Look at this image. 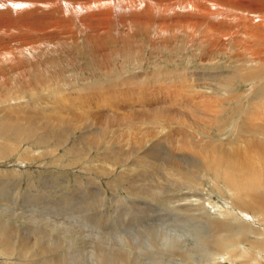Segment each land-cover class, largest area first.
Segmentation results:
<instances>
[{"label": "bare ground", "instance_id": "obj_1", "mask_svg": "<svg viewBox=\"0 0 264 264\" xmlns=\"http://www.w3.org/2000/svg\"><path fill=\"white\" fill-rule=\"evenodd\" d=\"M141 3H143V5H140ZM187 4L190 10L196 11L199 14L201 13L203 17L200 19L198 18V20H195L196 18L190 17L191 15L190 16L185 15L184 17L181 15L182 16L181 17V16H174L171 14H163L161 16H158L161 12L175 10L174 7L177 5L179 6L182 5L184 7V5L187 6ZM17 5H20V7H16ZM123 13H125V15L128 17L129 23L136 24V25H147V24L150 25V23H152L153 21L155 22L156 20L155 22L156 27L160 29L165 27L167 24H169L168 22L173 23L174 26L177 27L183 21L182 25L188 26V28L183 26L184 30L182 31H185L186 34L187 33L190 34L192 39L194 40L196 39L195 41L197 40L200 42L202 41V43L204 41L212 42L218 37H225L230 41L232 40L231 43L233 42L241 43L243 45L242 46L243 48L241 49L246 53V58L247 56L248 57L251 56L253 64H255L256 67L260 66L258 62L261 63L264 60V0H181L180 3L176 2L175 5L173 2L170 3L169 0H0V68H5V70H7V73L11 72L12 74V72H14V71H11L14 68L13 65L19 70L20 63H22L21 61L26 58L27 53L34 54L35 53L34 50L37 47L39 48L40 44L45 43V42L48 43V41H51L53 39L63 40L65 37H67L68 39L75 34L81 33V35H84V33L89 30L95 33L97 32V30L102 29V28H103L102 29L103 31L102 30L101 31L103 33L101 34L100 32L99 34L101 35L103 34L105 35V33L109 34L112 32L111 30L110 32H108L110 28L109 26H111L112 23L114 24V22H116V24L119 23L116 20L125 18V16L121 17ZM197 13L195 14L196 16H198ZM121 22H123V20H121ZM170 25L171 24H169V26ZM198 26L204 29L203 31L204 36H205L204 41L200 39L201 37L198 38L197 33L194 32L195 30L193 31V29L197 28ZM170 27H168L169 30H170ZM172 32L171 34H173ZM166 33L167 32H165V34ZM209 46L212 47L213 44L212 46L211 45ZM258 53H261V56L259 58H257ZM27 57L29 56L27 55ZM245 61L246 59L245 60L242 59L240 63L242 64L245 63L246 65L250 66L252 70V68L254 67V66L251 67L253 65L251 64L252 61H250L251 65L248 63V61L246 62ZM242 64L234 67L235 71L227 75L224 79H226L227 77H230L231 79L228 78V80H238L239 84L242 82L241 80L249 81L251 82V84H253L252 85L253 88L258 87V86L264 88V76H263L264 66L263 68L259 67L257 72H255L254 70L255 68H253L254 71L247 69V67L243 69ZM262 64H264V62ZM156 68L153 71V73L156 72ZM24 69H25L24 71L27 72L26 68ZM14 70L16 71L15 68ZM160 71H162V69L159 70V72ZM175 71L173 70V73ZM0 73H2V70ZM177 73L182 74V70L180 73L179 72ZM169 74H171L172 76V73H169ZM164 75H165V72H164ZM4 76L6 77L8 75H4ZM49 78L51 79V77ZM155 78L153 79V83L156 82L158 79H161L162 81L164 80L163 78H160L159 76L156 79ZM126 79L129 80L126 83L130 84V80L132 78L130 76H126ZM31 80L32 78H29L22 82L23 90H26L25 86L28 85ZM47 80L50 81L49 79ZM138 80H141V79H138ZM171 80L172 82L170 86L173 88H176L177 87L176 82L179 83L182 80L188 81L189 79L186 78V76L184 75H179V76H173ZM255 80L259 81L260 84L255 85L254 84ZM59 81H60V78H59ZM46 82L44 83L45 86L48 85V84L46 85ZM53 82H55V79ZM55 83L57 84V82ZM226 84H227V81L223 85H226ZM60 85L62 84H60L59 82L57 86H59L60 88ZM158 85H160V82L158 83ZM45 86L42 84V82H39V81L38 82L34 81L33 85H30L27 91L30 93V96L32 98L31 106H37L43 100H45V102L47 103L55 104V107H57L55 111L57 112L58 117L53 118V121L57 122V124L56 125L52 124L51 118L47 114L43 115L44 119L42 120H38L39 118H35L36 115H34L35 119H33V116H32L31 117L32 120L31 118L28 120L29 118L28 116H30L28 115L27 121L25 123H22V125H20L19 122L13 123V122L7 121L6 119L5 120L1 119L0 120V139L6 141L7 143L5 144L0 143V161H1L0 168L3 169L4 167H6V165L1 164V163L3 162L4 159H7L9 156L12 157L13 159V160H10V162L15 163V161L17 162L19 160L23 164V162L27 160L26 157L28 156V153H27L26 148L29 142L34 143V144L37 143L38 145L52 144L54 147L61 146L67 154L75 153L76 156L82 155L81 156L82 158L86 154H89L92 152L96 153L97 155H101L100 153L103 150L105 153L108 154L107 156L113 160L111 161V159H109L111 163L107 161L108 162L107 166L103 165V168L100 169V171L97 168L98 172H96V174L101 176L102 179H107L109 176L115 173V172L113 173V171H115V169L113 168V165L118 164L120 165L121 167L120 169L122 171H121L120 176H116V178L113 175L112 177L113 181H115V179L118 180L120 184L122 185L123 189H125V186H128V184H130V188H128L129 190L128 193L131 196L138 198V199L143 198L151 202H162L167 205V208H165L166 210L163 208L158 209L157 206L155 207V205H152V203L150 205L149 203L146 205V202H139L133 199L134 202L132 203V206L138 210H142V209H139V207H142L141 205H144V204L148 208L149 207L152 208L150 209L151 213H149L148 211L147 212L150 214V216L155 215L153 216L155 218L148 220V225L146 224V226H149V227L147 228L145 225H142L145 223L144 220H143L144 222L142 221V224L139 223L138 221H135V222L128 221V223H123L124 221H121V223L107 224V220H111L110 219L111 213L109 214L106 211L107 214L104 216L103 214L101 215L100 213L96 211L100 209L101 207L102 208L104 207L102 206L103 202L101 203L100 199L104 198L105 195L103 197L100 196L99 200H98L99 197L97 196L99 194L100 195L102 194L101 191L96 190V193H94L93 196H91L90 194L91 196V197L89 196L90 198L85 197L82 200L79 198L81 200L79 201V204L77 202L78 200L77 201L76 200L74 201L71 199L67 200V198H65V200H62L63 208H66V210L72 209L73 211H76L74 212V214H77V215H74V216L77 217V222L79 224H80L79 220L82 217H86L87 219L90 216L94 217V219L92 218L88 219L86 223L83 222L85 221L84 219L81 220V222L83 223L80 225L87 228V231H84L83 230L84 228H81L77 231L74 225H71L70 223H69L70 226L67 227L66 225L62 227V229H64L65 232H61V233L64 234L66 232H70L75 237L77 236V239H74V240L71 239L73 240L71 242L68 241L69 243H72L73 245H75L76 249L73 247L74 249L72 250V248L68 246L69 244L68 243L67 246L72 251L70 253L71 254L70 257H67L69 253L66 254L67 255L66 256L65 253H63V246L61 245V243L60 242L55 243V240H53L52 238L49 239V238H46V236L39 237L37 236V234L36 235L31 234L32 235L31 237L20 235L19 228H21L24 223L21 225V223H18L17 221L21 222L22 220L24 221V219L26 220L32 219V222H38L40 219L45 218L44 219L45 221L47 220V222H52L51 223L53 224L52 226H55V223L57 221L52 219L51 218L52 216L49 217V215H52L50 211L46 213L45 210L43 208L42 209L39 208L38 205H36L38 206L37 208L38 211H37L35 210L36 206L32 209V207L22 204L23 202L22 203L18 202V199L20 198V193H19L20 189H18V187L20 183L22 182L21 179L24 176V170L15 171L16 178L15 180L13 179L12 182L10 180L11 176L10 178L7 176L6 178H3L0 180V187L3 186L5 189H9V190L13 189V192H8V194L9 193L12 194V198L10 200L4 199V197L3 199L1 198V203H4V204L0 205V215L10 214L8 217L12 219L6 222L4 218L0 217V257H2V261L0 262V264H88L87 261H89V264H224V262L227 260H238L243 264H248V263L249 264H262L260 261V258H261L260 256L261 254H264V123L261 124L259 128L256 130L253 129L251 126L250 128L247 127V130L252 128L251 131H256V134L250 133L251 134L250 137L249 135L247 137L246 136L243 137V133L245 132V130L244 131L242 130L243 132L240 131L241 133L234 132L233 134L232 132V134L235 136L234 139L236 140H233V141L228 140V142L225 143L227 147H224L225 144L224 145L220 143L217 145L213 144L214 147L212 146L210 148L216 149V150L219 149L221 151V154L218 155L219 152L217 151L218 154H216L210 161L212 165L211 168L207 167L206 161L204 163L202 162V164L199 163L200 165L196 162L198 166H194L195 164L192 167L190 166L191 168H196V169H193L195 173L201 174L204 177H208L210 175L211 169L213 170L214 181L210 182L211 187L208 191L201 178L199 177H197V179L193 178L189 174V171L185 167V165L180 166L179 164H177L176 162L177 160L179 161V163L184 162L182 158L176 155H175L176 157L167 156L168 153L166 155L162 153H160V155L155 154L156 151H153L150 145L145 146L147 144V142L145 141H144L145 144H143V147H140V145L138 147L135 146V148L130 151L127 150L128 149L127 147H126L127 149H124L121 147H116V148L107 147L108 145L107 146L105 145L106 142L104 140V134H103L102 128L96 125L94 126L93 122L91 123L89 129H86L81 132L80 136L78 137L73 136L71 138V135H73L72 131L73 130L76 131L80 129V122L79 120L75 118L74 119L71 117L64 118L63 116L66 113L65 111L66 110L71 111L75 108L80 109L81 107H87V109L89 108L87 104H82V102L79 101L78 96H75V97H68L67 95L64 96L62 95L64 93V90L63 92H61L57 90L58 88L54 90L50 89V93L47 96L43 94L46 97H43V98L36 97L35 98V95H38V93L42 92L43 90H46L48 92ZM156 86H154L155 89H156ZM112 87H116V86H112ZM50 88L52 87L50 86ZM186 88L192 89L191 86L190 88L186 86ZM195 88L196 87L194 86V89ZM124 89H126V87H124ZM234 90L236 91V88H234ZM192 91L194 90L192 89ZM9 95L12 96L11 94ZM15 96L16 95L14 94L13 97ZM13 97H9L10 101L8 102L3 101L4 98L6 99V97L4 98L1 97L0 103H2V106H3V103H11L12 102L11 100H16V98H13ZM22 97L23 95L17 96V99L20 101ZM105 98L98 100L100 107L106 108L108 106L109 102ZM86 99L87 100L85 101H91V100H94L95 98L89 95ZM130 104H132V102L128 103V105ZM90 105H91V102H90ZM133 105L134 103L132 104V106ZM109 106L113 107V105L111 104H109ZM6 109H7V106H6ZM144 109L145 108H143L142 110ZM31 110L32 109H30V112H32ZM114 110H117V109H114ZM145 110H147V108ZM52 113L54 114V112ZM143 115L144 114H142L141 116ZM5 116L7 115L5 114ZM176 116L178 115L176 114ZM8 117L12 121L17 120L15 118L16 116L14 117L8 116ZM152 119L154 118H151V120ZM160 120L157 119L156 121L159 122ZM177 121H178V118H177ZM105 122L103 121V123ZM130 122H132V120ZM143 122H144L143 124H145L144 120ZM165 122L167 123V121ZM169 122H170V119H169ZM172 122H174V120ZM172 122L166 125H163V124L161 125L160 123H159L160 125H158V123L155 122L156 126L157 125L158 126L157 127L153 126V129L152 130L150 129L151 131H153L156 127V130H154L151 133V135L146 134L148 133L147 129H146L147 130L146 133L143 132L141 129V132L143 134L145 133L144 139L147 140L150 137L148 140L150 143L154 145L158 140H161L166 135V132L168 133L167 135L171 133L173 134L177 133L176 135H178V133L180 132L182 133L184 129L183 130L181 129L182 128L181 125H180L181 128L179 127L177 128V125H178L177 122H176L177 124L174 126L175 127L174 129H166V128H171ZM65 123H69V124L64 125ZM147 123L152 124V122H147ZM104 125L106 124H103V128H104ZM140 125L142 126V124ZM187 125L189 124L187 123ZM251 125L254 126V124L252 123ZM138 127L140 128V126ZM150 127L152 128V126ZM186 127L188 128L189 126H186ZM203 127H205V125H203ZM203 127L202 129L205 131L206 128L210 127V125L206 126V128H203ZM125 129L123 130L125 131ZM66 130L67 131L72 130L71 131L72 134H68ZM189 130H190V127H189ZM207 131L210 132V130H207ZM207 131L205 132L207 133ZM106 132L107 131H105V133ZM113 132L115 131L113 130ZM156 132L157 134H155ZM118 133H119V130L116 134ZM186 133L183 134V138L186 135ZM191 133L192 135H189V138L187 137L188 140L184 138L187 142L184 141L183 138H182L183 140L182 139L178 140L179 142H181L180 144H178L179 146L176 145L177 147H179L178 149L180 150L186 149L187 152L190 151L188 152V154L189 155L192 154V156H195V153L202 152L204 151L203 149H206L205 151V154H206L207 149L209 147L203 148L204 146L203 145L201 146V144L203 142H206L209 134L208 135L206 134L207 136L204 139L205 134H203L204 132L202 133L201 130L198 135L199 137L197 138L191 137V136L194 137L195 132H191ZM123 134L125 135V133ZM132 134H133V137L135 138L136 135H134V130ZM146 135H149L148 138H145ZM167 135L166 137H168ZM108 136H109V132H108ZM126 136L127 134L124 136V138ZM178 136L180 137V134ZM118 138L120 139V137ZM170 138L172 139L173 137H169V140ZM137 139L139 140V138ZM141 139H143V137ZM126 140L121 144L123 145L126 142ZM106 141L108 140L106 139ZM166 141L168 142V140ZM175 141H177L176 138H175ZM159 143H162V142H159ZM198 143H201L200 147L202 149H200L199 147L198 148L196 147V144ZM207 143H208V140H207ZM255 148L258 150L257 152L254 151ZM172 149H174V146ZM163 151H165V149ZM209 151L211 152V150ZM141 153L143 155L141 158H139L138 156ZM200 154H197V155L199 156ZM43 155L47 157L48 156L51 157L49 161L50 160L56 161L54 159L56 156L53 154L49 155V153L45 151ZM254 156H256L257 158V161H255L257 163H254L253 161V159L255 160ZM199 157H194V159H197ZM200 158L202 159V157ZM206 158L208 159V157ZM34 161H35L34 163V166H35L37 162V158L34 159ZM82 162H84L83 163L84 165H81L80 169L83 170L84 167L85 169H87V167H89L88 166L89 164L87 163V161L86 162L82 161ZM192 163H195V162H192ZM101 164H104V163H101ZM223 166L225 167V169H223L224 171L222 170ZM115 167L117 166L115 165ZM2 169H0V171ZM161 171L163 172L162 174H166V175H162ZM111 172L113 174H111ZM130 172H133L134 174L137 173V177L128 178L127 180L125 178H122L123 177L122 175L124 173H130ZM161 175H162V180L165 177L166 182L168 181L167 178L169 177L172 178V180L169 179V182L171 180V183L169 185L171 187L164 188V186H166L167 184L165 182L164 186L162 185ZM175 177L180 179L181 181L175 180ZM155 178L157 179L156 182H155ZM221 178H223V182H224L223 184L221 183ZM44 181L46 183L47 182L50 183V180L48 179V177L47 178L45 177ZM153 181L157 183V185L153 187H148L146 185V183H152ZM139 183L142 184V187L135 186V184H139ZM52 186L53 185L51 184L49 187L52 188ZM41 187L43 188L44 186L41 184ZM49 191H46V192L48 193ZM216 191H217V194H215ZM44 193H45L44 191H43V194L40 193L39 194L40 196L38 197V199L46 198V196H44ZM4 194H6L4 191H0V196H3ZM69 194L72 195V193H69ZM212 195H216L217 197H219V199L223 201V203L221 202L223 205H221L220 207H214L212 209L211 205H212V201H214L212 200ZM72 196L70 198H72ZM77 196H79L78 193H77ZM34 198H36L34 195L28 194V199H34ZM109 198L111 197L109 196ZM112 198L114 199L113 196ZM119 201L120 200L118 198L114 202H119ZM121 201L123 202L126 200L124 199ZM8 206H10V208ZM111 206L114 209L118 205H115V206L111 205ZM46 207L51 209L50 208L51 206L50 207L46 206ZM8 209L11 211L6 213ZM213 210H215L216 216L213 215ZM119 211L117 212L119 213ZM144 211L146 210L144 209ZM97 214H100L101 218H103L104 221H101L99 217L94 216ZM142 215H144V212ZM47 216L48 218H46ZM65 216H67V214ZM65 216L63 217L65 218ZM16 218L21 219V220H18ZM123 218L124 217H122V219ZM135 218L136 217H134V219ZM68 221H69V218H68ZM63 222L61 225L60 224L59 225L60 226L64 225ZM73 222L74 221H72L71 223ZM157 222L158 223L160 222L161 226L162 224L167 226L169 223L174 228V230L171 229V231H175V234L170 235V234H167L166 232H163L165 231L163 230L164 227H161L163 231L159 230L160 225L158 227L159 228L158 231L155 230L153 228L154 227L153 225H156L155 223ZM90 223L91 225L88 226V224ZM132 223H134L135 226H138L141 228L139 230L136 229L137 231L134 232V234L130 232V228H129V226H131ZM149 223H151V225ZM93 224L95 228L91 230V228L89 227L91 226L93 227ZM255 224L258 225L259 228H260V225H262V227L259 229L258 227H256ZM107 226L110 227L111 232L107 230L108 228ZM43 228L46 229L45 227ZM49 229H51V227ZM29 230L31 232V229ZM57 232L55 233L57 234ZM249 236L251 237V239ZM83 237L85 238V240H83ZM56 238H58V236ZM106 241H111L112 243L104 245ZM242 242L248 243L250 247L248 249H245L244 248L245 246L241 245ZM72 244L71 246H73ZM66 249L68 250L67 247ZM254 249L257 251L255 252ZM70 250H68V252ZM86 254L87 255L90 254V258L87 257L89 258L88 260L86 259ZM53 255H56L57 257L55 256L56 258L54 259L52 257Z\"/></svg>", "mask_w": 264, "mask_h": 264}, {"label": "rangeland", "instance_id": "obj_2", "mask_svg": "<svg viewBox=\"0 0 264 264\" xmlns=\"http://www.w3.org/2000/svg\"><path fill=\"white\" fill-rule=\"evenodd\" d=\"M180 1L181 0H169V2L170 3L173 2L174 5L176 2L180 3ZM140 5H143V3H141ZM174 8H175V10L167 11V12H161L158 16H161L163 14H171L174 16H181L182 15L183 17L185 15H187V16L191 15L190 17L196 18L195 20H198V18L200 19L203 17V15L201 13L199 14L196 11L190 10L188 8V4H187V6L184 5V7L182 5L181 6L177 5ZM188 11H190V12H188ZM196 13L198 14V16L195 15ZM200 15H201V17H200ZM123 16H125L126 19L121 18L119 20H116L119 23L116 24V22H114L115 26L112 23L111 24L112 28H111V26H109L111 29L109 28L108 32H110V30L112 31L109 34L105 33V35L104 34L101 35L103 33L102 32L103 28H102V29L97 30V32H95V33L92 32L91 30H89V31H86L84 33V35H81V33L75 34L72 37H70L72 40L70 38L67 39V37H65L63 40L53 39L51 41H48V43L45 42V43L40 44L39 48L37 47L34 50L35 51L34 54L26 52L27 53L26 58L21 61L24 65L22 63H20V69L19 70H18V68H16L12 64L13 67L16 69V71L14 70V68H13V70H11V71H14V72H12V74L9 71H8L9 73H7V70H5V68H0L2 70V73H0V78L4 77L3 79L2 78L0 79V83H1L0 84V98L6 97V99L4 98L3 101L8 102V101H10L9 97H13L14 94L16 95L15 97H13V98H16V100H11L12 101L11 103H3V106H2V103H0V110H1L0 111V120L6 119L7 121H10L13 123L19 122V124L22 125V123H25L27 121L28 115H30V116H28L29 117L28 120L32 116H33V119L39 118L38 120H42V119H44L43 115L47 114L51 118V123L56 125L57 122L53 121V118L58 117V114L55 111V109L57 108V107H55V104L47 103V102H45V100H43L37 106H31L32 105L31 104L32 98L30 96V93L27 91L29 89L30 85H33L34 81L42 82V84L44 86H45L44 83L47 81L46 85L47 84L48 85L45 87L47 88L48 92L46 90H43L42 92L38 93V95H35V98L36 97H40V98L46 97L50 93V89L54 90V89L58 88L57 89L58 91L63 92V90H64V93L62 94L64 96L65 95H67L68 97L78 96L79 101H81L82 104H87V106L89 108V109H87V107H81L80 109L75 108L71 111H69V110L65 111L66 113L63 116L64 118L71 117L73 119L75 118V119L79 120V122H80V129H78L76 131L75 130H73V131L72 130H68V131L66 130V132L68 134H72L71 131L73 132V135H71V138L73 136H75V137L80 136L81 132L86 130V129H89L91 123L93 122L94 126L96 125V126L102 128L103 134H104V140L106 142L105 145L106 146L108 145L107 147H111V148L112 147H115V148L121 147L124 149L128 148L127 150L130 151V150H133L135 148V146L138 147L140 145V147H143V144H145V142H147V144L145 146L150 145L152 147L153 151H156L155 154L160 155V153H162V154L166 155L168 153L167 156H170V157L179 156L180 158H182V160L184 162L179 163V161L177 160L176 161L177 164H179L180 166L185 165V167L189 171V174L193 178H195V179H197V177L201 178L203 180L207 190L209 191V189L211 187L210 182L214 181L213 170L211 169L210 175L208 177H204L201 174L195 173V171L193 169H196V168H191V167L194 164H195L194 166H198L199 163L202 164V162L204 163L206 161L207 167L211 168L212 165H211L210 161L212 160V158L216 154H218V152H219L218 155L221 154V151L219 149L216 150V149L210 148L213 146V144L217 145L220 143V144L224 145L225 143L228 142V140H231V141L236 140V139H234L235 138V136L233 135L234 132L241 133L244 130H245V132L243 133V137H245V136L247 137L248 135L250 137V135H251L250 133L256 134V131H251V129L253 128L256 130L259 128V126L261 124L264 123V98H263L264 97V88L259 87V86L253 88L252 87L253 84H251V82H249V81L241 80L242 82L239 84L238 80H228V78L231 79L230 77H227L226 79H224L227 75H229L230 73L235 71L234 67L242 64V63H240V61L242 59H244V60L246 59V61H248V63L250 64V61H252V58H251V56H249V57L247 56V58H246V53L241 49V48H243L242 47L243 45L241 43H235V42L231 43L232 40L230 41L225 37H218L217 39H215L212 42H208V41L205 42L204 41L205 36H204V32H203L204 29L200 26H198L197 28H194L193 31L195 30L194 32L197 33L198 38L201 37L200 39L204 41L203 42L204 44L202 43V41L201 42L198 40L195 41L196 39L195 40L192 39L190 34H188V33L186 34L185 31H182V30H184L183 29L184 27L188 28V26L182 25L183 21L179 25L180 27L179 26L176 27V26H174L173 23L168 22L169 24H171L170 25L171 27L169 26V24H167L166 25L167 27L165 26L166 28L163 27L160 29V28L156 27V23H155L156 20H155V22L154 21L152 22L153 24L150 23V25L149 24H147V25H136V24H132V23L128 22L129 20H128V17L125 15V13H123L121 17H123ZM121 20H123V22H121ZM168 27H170V30L171 29L172 30L170 31ZM187 28H185V29H187ZM199 28H201V29H199ZM100 32H101V34H99ZM165 32H167V33L165 34ZM171 32L173 34H171ZM168 33H170V34H168ZM106 37H108V38H106ZM212 44H213V46H212ZM209 45H211L212 47H210ZM27 55L29 57H27ZM260 56H261V53H258L257 58H259ZM242 62H244V61H242ZM263 62H264V60L261 63L258 62L260 66L257 65L258 67H256V65L253 64V61H252L251 64H253V65L251 67L254 66L253 68H255L254 69L255 72H257L259 67L263 68V66H264V64H262ZM242 65H243L242 66L243 69H245L247 67V69L251 70L250 66L246 65L245 63ZM156 67L158 68V70ZM24 68H26L27 72L24 71L25 70ZM155 68H156V72L153 73ZM181 68H183L184 70ZM253 68L251 71H254ZM161 69H162V71L159 72V70H161ZM1 70H0V72H1ZM167 70H168V72H167ZM169 70H170V72H169ZM173 70L174 71L178 70L177 72H179V73L182 70V74H178L176 71H175L176 73L175 72L173 73ZM164 72H165L166 76L164 75ZM151 73H153V74H151ZM157 73H159V74H157ZM169 73H172V76ZM2 74L8 75V76L5 77ZM162 74L164 77L162 76ZM179 75H184L189 80L188 81H186L187 79L182 80L183 82L184 81L185 82L183 83L181 81L182 83L179 82L180 84L178 82H176L177 87L176 88L171 87L170 86V84L172 82L171 79L173 78V76H179ZM126 76H130L132 78L130 80V84L126 83L129 81L126 79ZM137 76L138 77L140 76V77L138 78ZM158 76L160 78H163L164 80L162 81L161 79H158L160 81L157 80L156 82L153 83V79L155 77L157 78ZM37 77H39V78H37ZM49 77H51V79ZM58 77L60 78V81H59ZM29 78H32V80L29 82L28 85L25 86L26 90H23L22 82L26 79H29ZM53 78L55 79V82H57V84L59 82H60V84H62V85H60V88H59V86H57V84L55 82H53L54 81ZM137 78L141 79V80H138ZM47 79H49L50 81H48ZM225 80L227 81V84L223 85L226 82ZM190 81H191V83H190ZM159 82H160L161 86L158 85ZM255 82H254L255 85L260 84L259 81L255 80ZM52 83H54V84H52ZM136 83H138V84H136ZM49 85L52 88H50ZM128 85H130V86H128ZM153 85L154 86L158 85V86H156V89H155ZM185 85L188 88H190V86H191L194 91H192V89H187ZM236 85H237V87H236ZM112 86H116L117 88L112 87ZM151 86H153V87H151ZM194 86L196 87L195 89L197 91L194 89ZM124 87H126V89H124ZM158 87L159 88L161 87L160 88L161 90ZM130 88H131V90H130ZM234 88H236V91L234 90ZM9 94H11L12 96H10ZM40 94H42V95H40ZM43 94L46 96H44ZM121 94H122V96H121ZM20 95H23V97L19 101L17 99V96H20ZM89 95L93 96L95 98L94 99L95 101L94 100L85 101V100H87L86 98ZM100 96H101V98H100ZM102 98L107 99L109 104L113 105V107H110L109 104L106 108L100 107L98 100L102 99ZM115 99H116V101H115ZM0 102H1V100H0ZM90 102H91V105H90ZM131 102H132V104L134 103L133 106H132V104L128 105V103H131ZM8 104H9V106H8ZM5 105L7 106V109H6ZM13 105H15V106H13ZM39 105H41V106H39ZM127 105H128V107H127ZM11 106H13V107H11ZM143 108H145V109L147 108V110H145V109L142 110ZM30 109H32L31 110L32 112H30ZM114 109H117V110H114ZM130 109H132V110H130ZM120 110H122V111H120ZM52 112H54V114ZM79 112H81V113H79ZM126 113H127V115H126ZM141 113L144 115L141 116L142 115ZM5 114L7 116H5ZM9 114H11V115H9ZM176 114L178 116H176ZM34 115H36L35 118H34ZM197 115L199 116V118ZM209 115H210V117H209ZM8 116H10V117L16 116L15 118L17 120L12 121L9 119ZM79 116H80V118H79ZM150 117L154 118L152 120L157 122L158 125H160V124L166 125V124H168L174 120V122H172L171 128H166V129H174L175 128L174 126L178 123L177 128L178 127L181 128V126H182L181 129L182 130L184 129V130L182 131V133L181 132L178 133V135L180 134V137L178 135H176L177 133L176 134L171 133V134L167 135L168 133L166 132V135L168 137H166V135H165L161 140H158L153 145L152 143L149 142L148 139L150 137L148 138V136L151 135V133L154 130H156V127L158 125L156 126L155 122L152 121ZM156 118L158 120L161 119L160 120L161 122L156 121L157 120ZM177 118H178V121H177ZM205 118H206V120H205ZM169 119H170V122H169ZM31 120H32V118H31ZM105 120H106V122H105ZM129 120L130 121L132 120V122H130ZM143 120L145 121V124H143L144 123ZM191 120H192V122H191ZM103 121L105 123H103ZM126 121H128V122H126ZM165 121H167V123ZM147 122H152V124L150 123L151 124L150 125ZM209 122H211V123H209ZM187 123L189 125H187ZM251 123L254 124V126H252ZM68 124L69 123H65L64 125H68ZM100 124H102V125H100ZM103 124H106V125H104V128H103ZM140 124H142V126ZM147 125H149V126H147ZM203 125H205V127H203ZM209 125L211 128L210 127L206 128V126H209ZM138 126H140V128ZM150 126H152V128ZM153 126H156V127L153 131H151L153 129ZM186 126H189L190 130H189V127L187 128ZM250 126L252 128L247 130V127L250 128ZM202 127L206 128L205 131L210 130V132L207 131V133H206L202 129ZM116 128L119 130L118 134H116L118 132V130ZM122 128L123 129L126 128L125 131ZM136 128H138V129H136ZM177 128H176V130H177ZM199 128H201V129H199ZM228 128L231 130H229ZM141 129L145 133L148 130L147 131L148 133H146V134H149V135H146L147 137L145 136V138H148L147 140L144 139L145 133L143 134L141 132ZM113 130L115 132H113ZM133 130H134V135H136L135 138L133 137V134H132ZM135 130H137L138 132ZM191 130H193V131H191ZM200 130L202 131V133L204 132L203 134H205L204 139L209 134L208 138H207L208 143H207V140H206V142H203L204 144L201 141L202 144L198 143V144H196V147L197 148L199 147L200 149H202L200 147V144H201V146L202 145L204 146L203 148L209 147L210 149L209 148L207 149L206 154H205L206 149H203L204 151H202V152L195 153V156H192L191 153H190L191 155H189L188 152H190V151L187 152L186 149L185 150L183 149L184 151L178 149L179 147H177V146H179L178 144L181 143L178 140L183 138V134H185L187 132L185 135L186 137L184 136V138L186 140H188L187 137L189 138V135H192L191 132H195L196 134L194 133V137L193 136H191V137L197 138V137H199L198 135H199ZM235 130H237V131H235ZM105 131H107V132L105 133ZM108 132H109V136H108ZM122 132L125 133V135L127 134L128 137L126 136L124 138L125 135ZM126 132H128V133H126ZM139 132H141V133H139ZM232 132H233V134H232ZM131 134H132V136H131ZM155 134H157V132ZM177 136H178V138H177ZM118 137H120V139ZM142 137H143V139H141ZM169 137H173L172 139L170 138V140H172V141L169 140ZM137 138H139V140ZM175 138L177 139V141H175ZM106 139L108 141H106ZM185 139H184V141H186ZM239 139H241V138H239ZM118 140H120V141H118ZM125 140H126V142L124 143L125 144V146H124V144L122 145L121 143H123ZM134 140H135V142H134ZM166 140H168V142H170V143H168ZM241 140H243V139H241ZM3 141L4 140L0 139L1 144L7 143L6 141H4V142ZM203 141H205V140H203ZM159 142H162V143H159ZM237 142H239V141H237ZM111 143H113V144H111ZM114 143H116V144H114ZM205 143H206V145H205ZM134 144H136V145H134ZM173 146H174V149H172ZM224 147H227V145L225 144ZM26 149H27L28 156L26 157L27 160H25L23 162V164L19 160L17 162L15 161V163L10 162V160H13L12 157H10V156L7 159L3 160V162L1 164L6 165V167H4L3 169L0 168V169H2L0 171V180L3 178H6L7 176L10 178V176H11L10 180L12 182V180L13 179L15 180V178H16L15 171H18V170L23 171L24 170V176L21 179L22 182L20 183V185L18 187V189H20L19 190L20 198L18 199V202L19 203L23 202L22 204L30 206V207H32V209L36 205H38L39 208H41V209L43 208L46 213H48V211H50L52 215H49V217L52 216L51 218L54 219L55 221H57V222L58 221H60V222L65 221V222H63L64 225H62V226H60L62 224V222H61V224H60V222H58V223L56 222L57 224L55 223V226H52L53 225V224H51L52 222H47V220L45 221L44 220L45 218L40 219L38 222H32V219H28V220L24 219V221L22 220L21 222L17 221L18 223H21V225L24 223L23 224L24 226L22 225V227L19 228V233L22 236H30L31 237L32 235L37 234V236H39V237L40 236H43V237L46 236V238H49V239L52 238L53 240H55V243L56 242L61 243V245L63 246V253H65V255L69 253L68 256L66 255L67 257H70L71 251L75 248V245H73L72 243H69V242L73 241L74 239H77V236L75 237L70 232H66L64 234L61 233V232H65L64 229H62V227L66 226V225L68 227L71 224V225H74V227L76 228L77 231L81 228H84L83 230L87 231V228L81 226L80 224H82L83 222L86 223V221H88V219H90V218L94 219V217L90 216L88 219L86 217H82L79 220V222H80V224H79L77 222V217L74 216V215H77V214H74V212H76V211H73L72 209L66 210V208H63L62 200H65V198H67V200H69V199L74 200V201L78 200L77 202L79 204V201H81L83 198L89 197L90 194H91V196H93V194L96 193V190L101 191L102 194L97 195L99 197L98 200L100 199V196L103 197L105 195L104 198H101L105 202L100 199V202L101 203L103 202L105 205L102 203V206H104V207L103 208L101 207L100 209H98L96 211L98 213H100L101 215L103 214L104 216L107 213H109V214L111 213L110 219L112 221L107 220V224L121 223V221H124L123 223H128V221H130V222L138 221L139 223L142 224V221L144 220L145 223L142 225L146 226V224L148 225L149 219L155 218V217H153L155 215L150 216V214H149V213H151L150 209H152V208H150V207L148 208L146 206L148 203H149V205L152 203V205H155V207L157 206L158 209L167 208V205L162 203V202H151V201L145 200L143 198L138 199V198L131 196L128 193V191H129L128 188H130V184H128V186H125V189H123L120 182L115 179L116 176H120L121 171H122L120 169L121 168L120 165H118V164L113 165V168L115 169V171H113V173L114 172L115 173L113 174L111 172V174H113L115 177L114 178L115 181L112 180L113 175H111V174H110L111 176H109L107 179H102L101 176L96 174V172H98L97 168L100 171V169L103 168V165L107 166V163L108 162L111 163V161L113 160V159L109 158L107 156L108 154L105 153L103 150L100 153L101 155H97L96 153L92 152V153L86 154L83 157L84 158L83 159L81 157L82 155L76 156L75 153L67 154L61 146L60 147H54L52 144L38 145L37 143L34 144V143L29 142ZM164 149H165V151H163ZM209 150H211L212 153ZM212 150L215 151L216 153L213 152ZM45 151L48 152L49 155H51V154L55 155L56 157L54 159L57 162L54 160L49 161V159H51V157L44 156L43 154ZM140 151H142V150H140ZM157 151H159V152H157ZM254 151L257 152L258 150L255 148ZM203 153H204V155H203ZM197 154H200L199 156L202 157V159ZM207 154H208V156H207ZM142 155L143 154L141 153L138 157L141 158ZM202 155L204 156V158ZM33 156H34V158H33ZM194 157H199V158H197L198 161H197V159H194ZM206 157H208V159ZM254 157H255V160L253 159V161H254V163H257V162H255V161H257V158H256V156H254ZM36 158H37V162H36V165L34 166V163H35L34 159H36ZM120 158H122V157H120ZM109 159H111V161H109ZM186 159H187V161H186ZM143 160H145V159H143ZM82 161H85V162L87 161V163L89 164L88 165L89 167H87V169H85V167H84L85 170L80 169L81 168L80 166L84 165L83 164L84 162H82ZM192 162H195V163H192ZM101 163H104V164H101ZM115 165L117 167H115ZM99 166H101V167H99ZM39 168H41V169H39ZM190 168H191V170H190ZM223 169H225L224 166L222 167V170ZM91 172H93V173H91ZM162 173L163 172L161 171V174ZM162 175H166V174H162ZM162 175H161V180H162ZM122 176H123L122 178H125L127 180L128 178L137 177V173L136 174H134L133 172L124 173ZM45 177L46 178L48 177V179L50 180V183L49 182L46 183L44 181ZM166 177H168V176H166ZM23 179H24V181H23ZM169 179L172 180V178L169 177V178H167L168 181L166 182L165 177L163 178L162 185L164 186L165 182L168 185V186L167 185L164 186V188L171 187V186H169L171 183V180L169 182ZM156 180L157 179L155 178V182H156ZM175 180L181 181L180 179H178L176 177H175ZM155 182L153 181L152 183H146V185L148 187H153V186L157 185V183H155ZM44 183H46V184H44ZM221 183L222 184L224 183L223 178H221ZM41 184L45 188L44 187L42 188ZM51 184L53 185L52 188L49 187ZM45 185L48 187H46ZM135 186L136 187H142V184L141 183L135 184ZM88 188L90 189L91 192L89 191ZM0 191H4L6 193L3 196H0V205H3L4 203H1V198L3 199V197H4V199L10 200L12 198V194L11 193L8 194V192H13V189L9 190V189H5L3 186H1ZM29 191H31V192H29ZM43 191L45 192L44 196H46V198L38 199V197L40 196L39 194L40 193L43 194ZM46 191H49V192L47 193ZM72 191H74V192H72ZM76 192L78 193L79 196H77ZM26 193L34 195L36 198L28 199V194H26ZM69 193H72L73 196ZM215 194H217V191L215 192ZM71 196H72V198H70ZM109 196L111 198H109ZM112 196L114 197V199L112 198ZM121 197H122V199H121ZM118 198L120 201L114 202ZM124 199L126 201L122 202L121 200H124ZM128 199H129V201H128ZM133 199L136 201H139V202H146V205L145 204L141 205L142 207H139V209H142V210H138L132 206V203L134 202ZM212 200H214V201H212V205H211L212 209L214 207H220L221 205H223L222 204L223 201L221 199H219V197H217L216 195H212ZM111 205H114V206L118 205V206L113 209ZM38 206L35 207V210H37V211H38V209H37ZM46 206H48V207L51 206L50 208L51 209L53 208L52 209L53 211L51 209L47 208ZM143 206H144V208H143ZM8 207L10 208V206H8ZM112 209H113V211H112ZM144 209L146 211H144ZM10 211L11 210L8 209L6 213H8ZM106 211H107V213H106ZM117 211H119V213ZM137 212H138V214H137ZM143 212H144V215H142ZM146 212L148 213V215ZM64 214L65 215L67 214V216H65ZM100 214H97L94 216L99 217V219L101 221H104L103 218H101ZM139 214H140V216H139ZM9 215L10 214L0 215V217L4 218L5 221L8 222L12 219V218L8 217ZM213 215L216 216L215 210H213ZM63 216H65L66 219ZM145 216L148 218H146ZM122 217H124V218L122 219ZM134 217H136V218L134 219ZM46 218H48V216ZM68 218H69V221H68ZM70 218H71V220H70ZM16 219H18V218H16ZM83 219L85 221L81 222V220H83ZM18 220H21V219H18ZM72 221H74V222L71 223ZM46 223H48L49 226ZM149 224L151 225V223H149ZM155 224L156 225H153L154 226L153 228L155 230L158 231V229H159L158 227L160 225L159 230H161V231L165 230L163 232H166L167 234H170V235L175 234V231H171V229L174 230V228L169 223H168L169 226L167 225L168 227L166 225H163V224L161 226L160 222L159 223L157 222ZM90 225H91V223L88 224V226H90ZM41 226H42V228H41ZM43 227H45L46 229H44ZM50 227H51V229H49ZM146 227L148 228L149 226H146ZM156 227H157V229H156ZM161 227H164V229L162 230ZM169 227H171V228H169ZM256 227L259 228L258 225H256ZM261 227H262V225H260V228ZM89 228H91V230L94 229L95 228L94 224H93V227L91 226ZM126 228H128V227H126ZM129 228H130V232L133 234L137 230L141 229L140 227L135 226L134 223H132V225L129 226ZM165 228H167V229H165ZM29 229H31V232ZM48 229L50 232L48 231ZM107 230H109V232H111L110 227H108ZM37 231H38V233H37ZM39 232H40V234H39ZM55 232H57V234ZM48 233H50V234H48ZM178 234H179V232H178ZM55 235H57L58 238H56L57 236H55ZM60 237H62V238H60ZM63 239H65V240H63ZM71 239H73V240H71ZM87 239H88V237H87ZM250 239H251V237H250ZM83 240H85L84 237H83ZM111 243H112L111 241H106L104 243V245L105 244H111ZM242 243H241V245L245 246L244 247L245 249H248L250 247L248 243H246V242H245L246 244L244 242H242ZM67 244L70 248H72V250L69 249ZM71 244L73 246H71ZM65 246L68 248V250H70L69 252ZM256 251L257 250H255V252ZM88 252H89V250H88ZM87 254H86V259L88 260L90 258V254L89 255H87ZM263 255L264 254H261V256H260L261 257L260 261L262 264L264 263V258H263L264 256ZM55 256L56 255H53L52 257L55 259L57 257V256L56 257ZM87 257H89V258H87ZM261 259L263 260V262ZM1 261H2V257H0V262ZM234 262H236V263H234ZM87 263L89 264V261H87ZM224 264H243V263H241L238 260H227L224 262Z\"/></svg>", "mask_w": 264, "mask_h": 264}, {"label": "snow or ice", "instance_id": "obj_3", "mask_svg": "<svg viewBox=\"0 0 264 264\" xmlns=\"http://www.w3.org/2000/svg\"><path fill=\"white\" fill-rule=\"evenodd\" d=\"M16 7H20V5H17Z\"/></svg>", "mask_w": 264, "mask_h": 264}]
</instances>
